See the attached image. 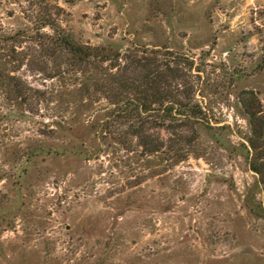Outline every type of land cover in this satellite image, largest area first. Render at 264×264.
Masks as SVG:
<instances>
[{
  "label": "rangeland",
  "instance_id": "374dc122",
  "mask_svg": "<svg viewBox=\"0 0 264 264\" xmlns=\"http://www.w3.org/2000/svg\"><path fill=\"white\" fill-rule=\"evenodd\" d=\"M36 2L0 0V264H264V0H45L75 45L193 59L203 121L136 139Z\"/></svg>",
  "mask_w": 264,
  "mask_h": 264
},
{
  "label": "trees",
  "instance_id": "16d2710c",
  "mask_svg": "<svg viewBox=\"0 0 264 264\" xmlns=\"http://www.w3.org/2000/svg\"><path fill=\"white\" fill-rule=\"evenodd\" d=\"M42 5L48 8L45 0L35 3L37 7ZM33 22L37 29L50 27L56 33L52 40L55 49L67 50L81 69L87 64H94L96 69L106 64L108 78L97 83V88L114 105L115 121L127 127L131 138H138L146 127L168 129L203 121L201 107L191 98L196 84L192 82L194 61L190 57L168 47L142 45L109 58L104 47L75 45L68 35L58 32L48 9L43 16H35ZM244 107L251 127L248 165L264 186V115L249 109V104Z\"/></svg>",
  "mask_w": 264,
  "mask_h": 264
}]
</instances>
